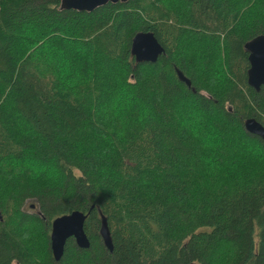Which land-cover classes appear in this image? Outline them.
Here are the masks:
<instances>
[{
  "label": "trees",
  "instance_id": "obj_1",
  "mask_svg": "<svg viewBox=\"0 0 264 264\" xmlns=\"http://www.w3.org/2000/svg\"><path fill=\"white\" fill-rule=\"evenodd\" d=\"M60 1L0 0V264H264V140L243 125L264 126L243 48L264 0ZM138 31L155 62L131 55ZM73 210L90 245L55 261Z\"/></svg>",
  "mask_w": 264,
  "mask_h": 264
},
{
  "label": "water",
  "instance_id": "obj_2",
  "mask_svg": "<svg viewBox=\"0 0 264 264\" xmlns=\"http://www.w3.org/2000/svg\"><path fill=\"white\" fill-rule=\"evenodd\" d=\"M127 0H61V9H73L77 11H93L107 3L126 2ZM248 54L247 84L256 91L264 85V33L258 34L247 40L243 45ZM165 52L164 47L151 31H138L132 39L130 53L136 62H155L158 56ZM175 72L180 81L184 82L188 88L191 87V81L177 68ZM244 129L264 140V126L254 117L244 120ZM87 213L80 210H73L69 213L59 215L51 221L49 233V246L52 257L59 261L62 257L66 240L70 237L74 239L75 244L80 248H88L89 238L84 230V222ZM99 235L103 245L112 251L113 244L110 236V230L107 219L101 215L99 226ZM189 264H197L190 262Z\"/></svg>",
  "mask_w": 264,
  "mask_h": 264
},
{
  "label": "rangeland",
  "instance_id": "obj_3",
  "mask_svg": "<svg viewBox=\"0 0 264 264\" xmlns=\"http://www.w3.org/2000/svg\"><path fill=\"white\" fill-rule=\"evenodd\" d=\"M204 94H206V92H203Z\"/></svg>",
  "mask_w": 264,
  "mask_h": 264
},
{
  "label": "flooded vegetation",
  "instance_id": "obj_4",
  "mask_svg": "<svg viewBox=\"0 0 264 264\" xmlns=\"http://www.w3.org/2000/svg\"><path fill=\"white\" fill-rule=\"evenodd\" d=\"M254 89V88H253Z\"/></svg>",
  "mask_w": 264,
  "mask_h": 264
}]
</instances>
